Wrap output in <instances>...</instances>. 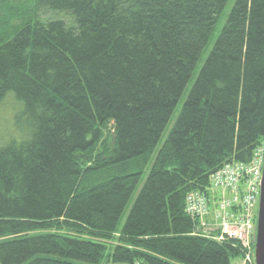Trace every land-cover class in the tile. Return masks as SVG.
I'll return each mask as SVG.
<instances>
[{
  "label": "trees",
  "instance_id": "1",
  "mask_svg": "<svg viewBox=\"0 0 264 264\" xmlns=\"http://www.w3.org/2000/svg\"><path fill=\"white\" fill-rule=\"evenodd\" d=\"M229 1L0 0V264L244 262L184 213L264 146V0Z\"/></svg>",
  "mask_w": 264,
  "mask_h": 264
},
{
  "label": "built area",
  "instance_id": "2",
  "mask_svg": "<svg viewBox=\"0 0 264 264\" xmlns=\"http://www.w3.org/2000/svg\"><path fill=\"white\" fill-rule=\"evenodd\" d=\"M263 155L264 146L254 153L249 164L225 165L210 176L211 191L222 194L230 190L236 194L233 197L212 201L201 193L191 192L187 194L184 206L185 214L198 221L193 235L217 243L232 241L235 244H241V236L245 235L244 261L250 264H254L249 254L254 247L255 208L258 205ZM248 236L253 240L248 241Z\"/></svg>",
  "mask_w": 264,
  "mask_h": 264
},
{
  "label": "rangeland",
  "instance_id": "3",
  "mask_svg": "<svg viewBox=\"0 0 264 264\" xmlns=\"http://www.w3.org/2000/svg\"><path fill=\"white\" fill-rule=\"evenodd\" d=\"M232 3H233V0H230L226 10H228L230 8ZM58 14H61V13H58ZM61 15H63V14H61ZM48 16H50L51 19L55 18V15H50V13L47 15L45 14L44 18L46 19ZM61 19L68 24L70 23L69 17H67L65 15L62 16ZM15 111H17L16 113L20 112V104H18L12 98H5L1 102V104H0V145H4L10 139H18L19 137H22L21 132H20L22 125L17 119L18 115H16V114L14 115ZM15 116H16V121L18 122V125H16V122L14 119ZM233 164H237V163H233ZM146 172H147V170H146ZM145 176H146V174H145ZM145 176L140 181V187H141V185L145 179ZM134 196H136V195H134ZM133 199H134V197H132V200L126 206V210L124 211V214H123L122 219H121L120 227L124 223V220L126 218V214L129 210V208L131 207V204L133 203ZM257 213H258V205L255 208V217H257ZM255 221H257L256 218L254 219V222ZM200 230H201V228H200ZM193 234H194V232H193ZM249 255H250L251 261L254 262V250H250ZM244 262H242L239 259H234L231 261V264H245Z\"/></svg>",
  "mask_w": 264,
  "mask_h": 264
},
{
  "label": "water",
  "instance_id": "4",
  "mask_svg": "<svg viewBox=\"0 0 264 264\" xmlns=\"http://www.w3.org/2000/svg\"><path fill=\"white\" fill-rule=\"evenodd\" d=\"M255 221L254 264H264V155L259 184L258 213Z\"/></svg>",
  "mask_w": 264,
  "mask_h": 264
},
{
  "label": "bare ground",
  "instance_id": "5",
  "mask_svg": "<svg viewBox=\"0 0 264 264\" xmlns=\"http://www.w3.org/2000/svg\"><path fill=\"white\" fill-rule=\"evenodd\" d=\"M218 171V170H217ZM217 171H215V172H217ZM258 171H259V169H258ZM214 172V173H215ZM213 173V174H214ZM261 173H262V167H261ZM234 195H236V194H234L233 192H231L230 190H227V191H225V192H223L222 194H220L219 196H218V198H222V197H224V198H230V197H233ZM218 198L216 199H214V200H218ZM185 213V212H184ZM196 237L198 236V235H195ZM199 237H201V236H199ZM203 238H205V237H203ZM208 239V238H207ZM245 239H246V237H245V235H242L241 236V239H240V242H241V244L240 243H238V245L242 248V250L244 249L243 248V246H244V243H245ZM247 240L248 241H251V240H253V237L252 236H248L247 237Z\"/></svg>",
  "mask_w": 264,
  "mask_h": 264
}]
</instances>
